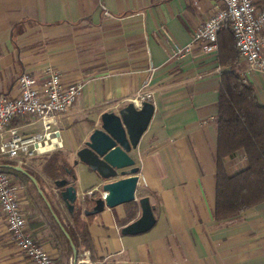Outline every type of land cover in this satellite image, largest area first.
Segmentation results:
<instances>
[{
	"label": "crops",
	"instance_id": "obj_1",
	"mask_svg": "<svg viewBox=\"0 0 264 264\" xmlns=\"http://www.w3.org/2000/svg\"><path fill=\"white\" fill-rule=\"evenodd\" d=\"M216 0H0V94H17L24 72L52 66L65 83L82 81L74 106L53 126L67 160L74 165L77 201L104 194L102 179L77 159L101 114L118 111L145 84L153 91L154 115L132 155L140 168L136 215L132 203L105 209L88 220L90 259L102 264H264V201L218 220L216 154L219 84L217 55L195 45L182 57L175 45L191 42L214 13ZM263 5V0H256ZM241 74L264 104V70L240 57ZM23 134L43 131L36 117L15 119ZM43 163V162H42ZM41 163V164H42ZM242 151L225 166L234 175L247 166ZM43 177L46 175L41 172ZM44 179L47 181V179ZM48 182V181H47ZM56 194L57 205L69 210ZM94 190L93 194H89ZM148 196L156 222L138 234L122 227L141 214ZM17 197L27 230L46 246L57 264L64 246L51 221L25 189ZM56 241V243H55ZM0 264H36L18 247L0 208Z\"/></svg>",
	"mask_w": 264,
	"mask_h": 264
},
{
	"label": "built area",
	"instance_id": "obj_2",
	"mask_svg": "<svg viewBox=\"0 0 264 264\" xmlns=\"http://www.w3.org/2000/svg\"><path fill=\"white\" fill-rule=\"evenodd\" d=\"M215 11L194 32L190 43L175 45L173 56L190 53L195 45L206 52L218 54L219 33L229 22L236 37L240 57L252 69L264 70V0H216ZM84 83H65L61 73L52 66L41 74L22 72L17 79V94H0V159L18 163L49 153L58 147L59 131L53 126L57 119L70 111L82 93ZM153 91L143 85L131 98L138 107L152 101ZM36 117L42 121L43 131L23 134L11 124L17 118ZM49 144H48V143ZM19 186L9 173L0 171V208L14 241L24 254L36 264H57L46 246L27 230L26 219L17 197ZM94 190L89 194H93ZM77 264H102L90 259L88 251L79 254Z\"/></svg>",
	"mask_w": 264,
	"mask_h": 264
},
{
	"label": "trees",
	"instance_id": "obj_3",
	"mask_svg": "<svg viewBox=\"0 0 264 264\" xmlns=\"http://www.w3.org/2000/svg\"><path fill=\"white\" fill-rule=\"evenodd\" d=\"M217 61L224 69L221 72L219 84L214 216L222 220L237 216L264 201V104L259 101L255 85L240 72V52L229 22H226L219 33ZM239 151L244 153L248 164L234 175H229L225 161L234 157ZM0 163L19 164L9 159H2ZM21 165L37 178L46 199L51 203L60 223L56 221L45 200L32 183L37 192L36 195L46 206L57 236L67 244L71 256L73 253L69 240L60 224L69 233L79 254L83 248H89L91 240L87 222L94 215H86V211L93 207L96 199L86 195L83 202L76 201L74 210L69 211L70 217H67L58 207L56 194L44 177L30 166L24 163ZM41 170L54 184L56 180L67 179L68 184L75 186L74 165L67 160L60 149L52 151L45 157ZM54 187L60 194L62 188L56 185ZM132 205L134 212L125 219L118 220L120 225L126 224L136 215L138 205L135 201Z\"/></svg>",
	"mask_w": 264,
	"mask_h": 264
},
{
	"label": "water",
	"instance_id": "obj_4",
	"mask_svg": "<svg viewBox=\"0 0 264 264\" xmlns=\"http://www.w3.org/2000/svg\"><path fill=\"white\" fill-rule=\"evenodd\" d=\"M154 111L155 105L152 101H144L140 107L130 101L118 111L103 112L100 125L91 132L84 146L77 150L75 163L79 161L85 163L102 179L110 180L122 176L102 185L104 194L95 200L93 207L86 211V215H95L103 211L105 207L113 208L137 200L140 168L136 164L132 151L137 148L142 135L147 130ZM0 167L12 169L28 177L39 195L45 200L56 221L60 223L34 175L20 164H0ZM55 185L62 188L60 197L68 210L73 211L77 201L76 187L68 184L67 179L56 180ZM138 202L141 214L122 227L124 234L145 232L152 228L156 222L154 207L150 203L149 197H141ZM60 226L72 249L71 264H77L79 251L64 226L62 224Z\"/></svg>",
	"mask_w": 264,
	"mask_h": 264
},
{
	"label": "rangeland",
	"instance_id": "obj_5",
	"mask_svg": "<svg viewBox=\"0 0 264 264\" xmlns=\"http://www.w3.org/2000/svg\"><path fill=\"white\" fill-rule=\"evenodd\" d=\"M58 149L62 150L61 146L53 148L49 153H46V154L41 155V156H36L32 159L26 160L25 164L30 166L31 168H33L37 172L41 173L42 172L41 163L44 161L45 157H47V155L50 154L52 151L58 150ZM64 155L66 157L65 152H64ZM0 160H2V159H0ZM0 171H5V172L9 173L11 178H12V181L19 186V189H22V188L25 189L30 194V196L35 199L37 205L39 206V210L42 211V213L44 214V217L50 222L51 220L49 218V214H48V211L46 209V206H45L44 202L36 195L37 192H36L35 188L32 186V182L28 179V177H26L25 175H21L17 172L15 173L14 170L8 169L5 167H0ZM45 178L47 179L50 186H55V184L52 182V180L48 176H46ZM60 242L64 246V252H65L62 255L61 262H62V264H71L72 263V256H71V253L69 252L68 246L64 242L63 239H60V241L57 243L55 241L56 245H60L59 244Z\"/></svg>",
	"mask_w": 264,
	"mask_h": 264
},
{
	"label": "bare ground",
	"instance_id": "obj_6",
	"mask_svg": "<svg viewBox=\"0 0 264 264\" xmlns=\"http://www.w3.org/2000/svg\"><path fill=\"white\" fill-rule=\"evenodd\" d=\"M48 143V142H47ZM49 144V143H48Z\"/></svg>",
	"mask_w": 264,
	"mask_h": 264
}]
</instances>
